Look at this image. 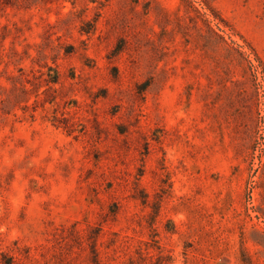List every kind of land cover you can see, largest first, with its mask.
<instances>
[{
	"label": "rangeland",
	"instance_id": "obj_1",
	"mask_svg": "<svg viewBox=\"0 0 264 264\" xmlns=\"http://www.w3.org/2000/svg\"><path fill=\"white\" fill-rule=\"evenodd\" d=\"M93 244L264 264V0H0V264Z\"/></svg>",
	"mask_w": 264,
	"mask_h": 264
},
{
	"label": "trees",
	"instance_id": "obj_2",
	"mask_svg": "<svg viewBox=\"0 0 264 264\" xmlns=\"http://www.w3.org/2000/svg\"><path fill=\"white\" fill-rule=\"evenodd\" d=\"M208 27L209 30L212 31L214 33V35L216 36L215 38H217L220 42L221 45L225 46L226 51H227V55L232 57L233 60H239V58H245L247 59L246 53L244 51H242V49L240 48V46L234 41H228L225 36L219 34L218 32H216L212 26H210V23L208 22ZM256 58L260 61V58L258 57V55L255 53ZM43 75V73H42ZM30 82V81H28ZM45 85H47V88L44 90L45 93V97L42 99L43 104H45L46 102H53L55 97L52 95V93L50 94V92L54 91V88L52 86H50L51 83H58L59 82V73L55 72L54 76L49 74L48 78L44 79ZM22 91L27 92V89L25 87V85H23L21 87ZM39 100H35V103L38 102ZM55 120H57L60 125H63L65 128L70 129V124L67 122L66 118H58L55 117ZM71 130V129H70ZM91 258H92V263L93 264H102L99 258V251L96 248L95 244H93L91 246ZM5 255V254H4ZM13 261L12 260H6L4 261L3 264H11ZM50 264V263H47ZM69 264H80L77 262H73V263H69Z\"/></svg>",
	"mask_w": 264,
	"mask_h": 264
}]
</instances>
